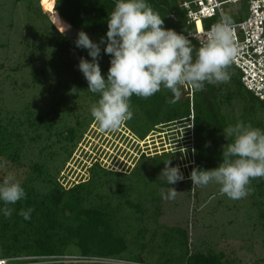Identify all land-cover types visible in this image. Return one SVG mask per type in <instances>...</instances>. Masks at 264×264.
<instances>
[{
    "label": "trees",
    "instance_id": "obj_1",
    "mask_svg": "<svg viewBox=\"0 0 264 264\" xmlns=\"http://www.w3.org/2000/svg\"><path fill=\"white\" fill-rule=\"evenodd\" d=\"M145 2L162 17L165 29L182 33L190 40L195 59V51L201 46L196 39L188 36L194 24L188 22L186 11L181 8L180 1L145 0ZM115 4L116 0H55L54 8L52 5L51 8L55 13L53 19H58L53 22L63 21L62 27L65 28V32L62 34L59 30L62 28L55 27L49 19L48 11L44 6L43 11L39 2L37 3L38 10H33V13L35 18H41L44 22L40 27H36V21L31 20L30 27L34 31L33 38H37L40 44L45 43L46 46L40 51L41 55L38 59L46 57L52 59L58 56L59 60L64 61L63 69L68 71L65 74H70L71 77L67 82L64 73H56L55 68L50 71L45 65L37 71L30 72L31 82L42 83L47 86L51 94L56 92L57 101L45 113H36L28 103L24 110L25 117L14 114L9 119L7 116L0 117V183L9 172L12 173L13 169L25 166L22 161L24 145L28 137L32 141L41 138L43 134L41 128L44 132H48L49 136L64 135L67 132L66 137L70 141L77 139L80 121L77 125H69L63 130L54 131L55 123L61 115L62 105L69 98L83 94L95 101H98L100 96L88 91V82L78 68L81 57L91 61L88 50L76 47L65 33L75 28L87 33L93 42L99 43L102 37L106 39L108 18ZM214 20L215 18L207 19L206 27ZM105 46V44L100 45L99 64L102 75L106 78L111 56L104 53ZM31 47L37 49L36 42H33ZM65 58L67 60H64ZM31 63L29 60L27 66ZM227 71L230 74L227 83H205L203 91H196L189 85L183 86L182 95L174 104L169 103L173 93L163 87L161 91L147 99L133 94L130 98V110L135 111L132 117L134 128L144 137L149 130L158 128V125L165 128L176 126L178 123L189 124L185 127L188 138L192 137L194 144L193 168L208 170L218 167L223 159V145L232 142L231 139H225L224 128L243 122L245 125L251 124L254 128L264 130V119L260 116L264 112V99L245 87L241 80L240 69L233 63ZM55 80L58 83L55 84L56 86ZM73 88H75L74 92ZM237 107L239 112L236 111ZM231 119L233 122L228 121ZM24 125H26L25 131L22 128ZM32 132L35 134L32 135ZM216 132L220 133L219 137L215 138L214 144L209 143ZM103 158L101 152L96 153L88 168V178L81 177L69 185L53 178L45 164L36 160H32L29 164L26 171L28 176L25 179L22 180L19 173H14L25 189L26 197L14 205H7L13 209L10 218L4 216L5 204L0 201V264L3 260H7L6 264H19L27 259H30L29 262L32 264H47L45 263L47 261H51L50 264H62L60 258L70 254L72 247L78 249L79 257L92 259L96 264H101L99 262L112 264L109 262L110 259L142 264L171 262L236 264L234 259L229 258L223 251L190 250L187 231L183 228L169 227V230L165 228V238L170 246L168 251L165 239L163 243L156 239V230L152 232L150 241L143 240L148 230L147 226L143 225L144 217H149L150 214L151 218L153 214L158 215V197L153 195L157 199L153 198L154 207L151 210L146 205L139 206L146 200L144 192L139 194L140 197H136L139 198V202H135L136 198L130 197L132 192L130 184H119L118 189L112 193H103L102 187L107 183V179L113 176L116 180H120L122 175L121 172H114L113 169L108 170L102 164ZM167 161L168 157L161 155L156 158L155 163L165 165ZM4 165L7 166L4 168ZM136 173L141 175L139 170ZM38 182L44 183L46 189L41 190L37 185ZM161 184L176 186L167 182ZM255 184L256 180H253L251 182L253 189ZM149 193L146 192L147 195ZM252 196L259 205L264 220V200L257 198L255 190ZM28 208L34 211L31 213V219L25 220L19 213ZM262 222L264 225V221ZM166 256L168 259L162 260Z\"/></svg>",
    "mask_w": 264,
    "mask_h": 264
},
{
    "label": "rangeland",
    "instance_id": "obj_2",
    "mask_svg": "<svg viewBox=\"0 0 264 264\" xmlns=\"http://www.w3.org/2000/svg\"><path fill=\"white\" fill-rule=\"evenodd\" d=\"M179 1L181 3V0ZM38 2L43 11L44 9L48 11L49 19L55 27L61 28L63 21L53 22L55 13L51 11V6L50 9L48 8L44 0H0V117L7 116L9 119L12 114L25 117L24 110L28 103L36 113L41 114L49 111L56 103V92L51 94L47 86L42 83L33 84L31 71H37L45 65L50 71L55 68L56 73H68L63 69L64 61L59 60L58 56L52 59L49 57L38 59L41 55L40 51L46 48L45 43L40 44L37 38H33L34 31L30 27L31 20L36 21V27H40V24L44 22L41 18H35L33 13V10H38ZM54 4L55 0L51 4L52 8ZM245 10L243 2L224 6V14L231 18L232 23L242 19ZM220 19L221 16L218 15L213 22L217 23ZM80 31L73 28L65 34L75 43ZM33 42H36L37 49L31 47ZM29 60L32 63L27 66ZM65 76L68 82L71 76L70 74H65ZM55 84H58L57 80L54 81ZM49 89L51 90L50 87ZM52 90H54L53 87ZM97 103L98 101L84 94L69 98L60 109L61 115L55 123L54 131L63 130L69 125H77L80 121L81 126L77 132V139L70 141L66 137L67 132L64 135L49 136V133L41 128L42 137L36 141L28 137L24 145L22 161L25 166L13 169L12 173L17 172L22 176V180L25 179L28 176L26 171L29 164L32 160H36L45 164L53 178L69 185L81 177L88 178V168L95 154L101 152L104 156L102 164L108 170L113 169L114 172L122 173L120 180H116L113 176L107 179V183L102 187L103 193H112L118 189L119 184H130L132 188L130 197L133 199L140 197L139 194L144 192L146 200L139 206L146 205L151 210L154 207L153 198L158 197V215L153 214L152 218L151 214L149 217H144L143 225L147 226L148 230L143 240L150 241L152 232L156 230V239L162 243L165 239L168 251L170 246L165 238V228L169 230V227H178L187 231L189 248L192 251L213 249L225 252L229 258L234 259L236 264H264V225L262 222L264 220L252 194L246 198L233 200L221 192V185L218 183L210 182L207 186L192 184L190 174L194 166V144H192V137L188 138L187 127H185L189 124L178 123L176 126L165 128L158 125V128L149 130L142 137L134 128L133 119H131L116 131H101L91 115V108ZM236 111H240L238 107ZM260 116L264 119V112ZM232 120L228 121L233 122ZM22 128L25 131L26 125ZM219 135L220 133L216 132L209 143L214 144L215 138ZM161 155L168 157L171 166H179L184 175V180L176 186H162L161 184V182H166L160 177L165 165L155 163L156 158ZM6 166L4 165V168ZM138 170L141 175L136 173ZM255 180L254 190L258 195L257 198L262 201L264 200V178ZM37 185L41 190L46 189L42 182H38ZM171 187L180 193L174 200L165 199L164 196ZM146 192H150V195ZM153 195L157 196L153 197ZM139 201V198L135 199V202ZM70 250L72 251L70 254L60 258L62 264H96L92 259L79 257L76 247ZM165 259H168V256L162 258V260ZM29 260L19 264H32ZM109 262L112 264H142L113 259ZM45 263L50 264L51 261ZM99 263L102 264V262ZM103 264L107 263L103 262ZM169 264H177V262Z\"/></svg>",
    "mask_w": 264,
    "mask_h": 264
},
{
    "label": "clouds",
    "instance_id": "obj_3",
    "mask_svg": "<svg viewBox=\"0 0 264 264\" xmlns=\"http://www.w3.org/2000/svg\"><path fill=\"white\" fill-rule=\"evenodd\" d=\"M106 39L93 42L84 31L78 33L76 47L88 50L91 61L81 57L78 68L88 82V91L100 99L91 108V115L101 131H116L133 117L130 98H149L162 87L173 93L169 103H176L185 85L203 91L205 83H227V69L238 55L231 18L222 16L207 33L206 42L195 51L190 40L182 33L163 27L164 20L145 0H116L108 18ZM61 33L65 32L62 27ZM103 51L111 56L105 78L99 59ZM75 88L72 89L74 92ZM225 139L222 162L213 169L193 168V185L207 186L210 182L221 185V192L230 199L246 198L254 191L251 182L264 178V130L251 124L237 122L223 129ZM169 185L184 180L179 166L165 162L160 173ZM178 192L171 187L165 199L174 200ZM163 196V193H162ZM26 197L25 189L16 176L9 172L0 183V201L5 204L4 216L10 218L11 207ZM34 211L28 208L19 213L25 220Z\"/></svg>",
    "mask_w": 264,
    "mask_h": 264
},
{
    "label": "built area",
    "instance_id": "obj_4",
    "mask_svg": "<svg viewBox=\"0 0 264 264\" xmlns=\"http://www.w3.org/2000/svg\"><path fill=\"white\" fill-rule=\"evenodd\" d=\"M238 2H243L246 10L242 19L232 23L239 49L232 63L240 69L245 87L264 99V0H181L180 6L186 11L188 22L194 24L188 36L202 47L216 24L210 21L206 27V20L225 16L224 6ZM3 262L6 264L7 260Z\"/></svg>",
    "mask_w": 264,
    "mask_h": 264
},
{
    "label": "bare ground",
    "instance_id": "obj_5",
    "mask_svg": "<svg viewBox=\"0 0 264 264\" xmlns=\"http://www.w3.org/2000/svg\"><path fill=\"white\" fill-rule=\"evenodd\" d=\"M45 1V3L47 4V6H48V8L50 9V6H51V4H53L52 3V1L51 0H44ZM53 6V5H52ZM51 11H52V8H51ZM52 13V15H53V12H51ZM58 19V18H57ZM54 20H56V19H54ZM199 26H200V23H199Z\"/></svg>",
    "mask_w": 264,
    "mask_h": 264
}]
</instances>
